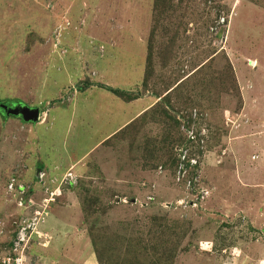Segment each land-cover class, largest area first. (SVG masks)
<instances>
[{
  "label": "rangeland",
  "instance_id": "obj_1",
  "mask_svg": "<svg viewBox=\"0 0 264 264\" xmlns=\"http://www.w3.org/2000/svg\"><path fill=\"white\" fill-rule=\"evenodd\" d=\"M262 147L264 0H0V264H264Z\"/></svg>",
  "mask_w": 264,
  "mask_h": 264
},
{
  "label": "crops",
  "instance_id": "obj_2",
  "mask_svg": "<svg viewBox=\"0 0 264 264\" xmlns=\"http://www.w3.org/2000/svg\"><path fill=\"white\" fill-rule=\"evenodd\" d=\"M91 48V45L89 46ZM137 74H140V77H137V81L135 82H130V81H125V80H118V79H115V78H112L111 80H109V82H104L103 81V78H96V79H92L91 82L96 85V86H91L90 88L84 90L83 92H80V93H85L87 91H90V92H96V91H103L104 92V88H102L101 86H105V87H109V88H112V89H119L120 91L121 90H124V91H131L133 92L136 88L135 86H137L140 82V79H141V71H138ZM94 75H96V73L94 72ZM92 76V75H90ZM236 76V74H235ZM102 80V82H101ZM238 80V87L240 89V92H241V96H243V99L241 98V100H244V97L245 98H248V100L246 101V105L245 107L243 108L242 110V113L245 112V109H246V112L248 111L247 109V105L249 104V100L252 101H255V96L257 95V93L255 92V90L253 88H249L248 84H243L241 82V79L240 78H237ZM237 82V81H236ZM100 85V86H99ZM248 87V88H247ZM253 89V90H252ZM243 91H245V96L243 94ZM107 92V90H106ZM80 94L79 91L75 93L76 94ZM109 93V91L107 92ZM112 94V93H111ZM76 98V96H75ZM117 100L120 102L121 104V107L124 108V110L126 109V107H134L135 111L131 114V112L126 115V116H123V119H121V114H119V110L117 109L116 106V109L117 111L114 109H112V112H111V116H110V121L108 120L107 121V124H108V132L106 134H104L101 138H97L98 140L95 141V144L90 147V149L88 151H85L82 153V155L79 157V161L80 159H82L83 157H85L88 153H90L93 149H97L99 147V145L107 140H109L110 138H112L113 136H115L116 134L120 133L121 131H123L126 127H128L130 124H132L135 120H137L142 114H144L145 112H147L148 110H150L156 103V98L153 97L149 92H147L145 95H143V97L141 98H134L133 100L131 101H123L121 100V98H117ZM117 113V115H116ZM247 115V113H246ZM118 116L119 119V126L117 125V123H115V118ZM248 118H251L250 117V113H248L247 115V119ZM53 120V118H52ZM246 119H244L245 121ZM56 121V120H55ZM259 122H261L259 119H258ZM113 125V128L112 125ZM247 123V122H246ZM252 126H247L245 127V129H249L251 128ZM257 128V127H256ZM100 129V128H99ZM232 130H235L232 128ZM261 131H258L257 133H250L249 137H258L259 138V135ZM237 133V132H236ZM262 149H264V147H262ZM264 151V150H263ZM73 166V164L70 166V168ZM74 168V167H73Z\"/></svg>",
  "mask_w": 264,
  "mask_h": 264
},
{
  "label": "trees",
  "instance_id": "obj_3",
  "mask_svg": "<svg viewBox=\"0 0 264 264\" xmlns=\"http://www.w3.org/2000/svg\"><path fill=\"white\" fill-rule=\"evenodd\" d=\"M216 54L217 53H213V54H211L210 56H209V58L207 57L206 58V60L207 61H205V62H203V63H200V64H198L194 69L196 70V71H194V70H192V71H194V72H192L190 75H188L185 79H188L189 77H191L192 75H194L195 73H197V72H199L201 69H203L204 67H208V66H210L211 64H212V62H213V59H214V57L216 56ZM228 66L230 67V71H231V73H232V76L234 75V73H233V69L231 68V65L229 64V62H228ZM235 77V76H234ZM180 84V83H179ZM202 84V86L204 85V87H207V82L205 81V83H201ZM234 84H235V86H236V89H238L237 88V82L235 81V78H234ZM179 86V85H178ZM102 88H104L105 90H107V91H109V92H111L112 94H114L115 96H117V97H119V98H122V99H124V100H133L135 97L132 95V94H129V93H125L124 91H120V90H117V89H112V88H109V87H105V86H101ZM175 88H177L176 86L173 88V89H175ZM123 95L124 96H128L129 98H124L123 97ZM240 99V101H241V98H239ZM188 151V155H189V149L187 150ZM190 154L191 155H193L194 154V152L191 150L190 151Z\"/></svg>",
  "mask_w": 264,
  "mask_h": 264
},
{
  "label": "water",
  "instance_id": "obj_4",
  "mask_svg": "<svg viewBox=\"0 0 264 264\" xmlns=\"http://www.w3.org/2000/svg\"><path fill=\"white\" fill-rule=\"evenodd\" d=\"M1 108L6 115L20 117L26 123L37 122L39 120L40 111L38 108H32L26 105H19L14 108L1 105Z\"/></svg>",
  "mask_w": 264,
  "mask_h": 264
},
{
  "label": "built area",
  "instance_id": "obj_5",
  "mask_svg": "<svg viewBox=\"0 0 264 264\" xmlns=\"http://www.w3.org/2000/svg\"><path fill=\"white\" fill-rule=\"evenodd\" d=\"M187 132H190L189 129L187 130ZM190 134H191V135L189 136V138H190L191 140H193L194 137L192 136V132H190ZM185 151H186V154L188 155V151H187V150H185ZM188 156H189V155H188ZM190 158H193V157L189 156V158H188L187 161H186V166H189V164H195V161H194V160H191V161L189 162ZM184 160H185V156H182V157H181V161H180V165H181L180 168L183 167V162H184ZM41 176H43V174H42ZM9 188L11 189V188H12V185H10Z\"/></svg>",
  "mask_w": 264,
  "mask_h": 264
}]
</instances>
